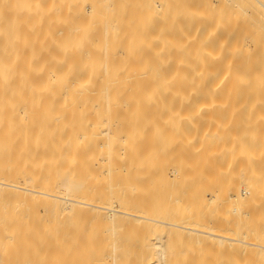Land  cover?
<instances>
[{"label": "bare ground", "instance_id": "obj_1", "mask_svg": "<svg viewBox=\"0 0 264 264\" xmlns=\"http://www.w3.org/2000/svg\"><path fill=\"white\" fill-rule=\"evenodd\" d=\"M217 251L264 264V0H0V264Z\"/></svg>", "mask_w": 264, "mask_h": 264}, {"label": "rangeland", "instance_id": "obj_2", "mask_svg": "<svg viewBox=\"0 0 264 264\" xmlns=\"http://www.w3.org/2000/svg\"><path fill=\"white\" fill-rule=\"evenodd\" d=\"M152 1H154V0H151V2ZM202 4V3H201ZM163 19L162 18H160V20L159 21H162ZM168 238V239H167ZM166 238V247H167V251H173V252H176L175 253V258L178 260L179 258H180V255L181 256H185V257H187V259H191V260H195L196 259V257H198L197 256V252H195L196 251V248H195V250H193L192 249V251L189 253V254H187V255H185L184 254V252L187 250V246H186V243H185V237L184 238H181V236H180V234H176V233H174V234H170V236L169 237H167ZM225 250V249H224ZM183 251V253H181ZM225 252V251H224ZM224 252L222 253L221 251H217V253H216V258H218L217 260H216V258H215V260H216V262L214 263V261H212V263L210 262L211 260H209L208 262L210 263V264H218V260H220L221 258H222V260L224 261L223 263H220L219 262V264H227V262H228V260H233V258H232V254H229V255H227V252H225L226 253V255H223L224 254ZM222 253V254H221ZM219 254V255H218ZM220 254H221V256H220ZM218 255V256H217ZM225 256V257H224ZM229 256V257H228ZM247 255H245V257H244V255H243V259L244 258H246L247 259V257H246ZM169 257H170V255H169ZM224 257V258H223ZM234 257V256H233ZM249 258V260H250V257H248ZM224 259H226V263H225V260ZM180 260V259H179ZM248 260V259H247ZM229 261V262H230ZM222 262V261H221ZM229 262H228V264H229ZM208 263V264H209Z\"/></svg>", "mask_w": 264, "mask_h": 264}]
</instances>
